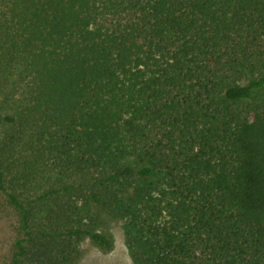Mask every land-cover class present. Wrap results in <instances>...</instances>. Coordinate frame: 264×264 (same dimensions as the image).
<instances>
[{
  "label": "trees",
  "instance_id": "trees-1",
  "mask_svg": "<svg viewBox=\"0 0 264 264\" xmlns=\"http://www.w3.org/2000/svg\"><path fill=\"white\" fill-rule=\"evenodd\" d=\"M264 264V0H0V264Z\"/></svg>",
  "mask_w": 264,
  "mask_h": 264
},
{
  "label": "rangeland",
  "instance_id": "rangeland-1",
  "mask_svg": "<svg viewBox=\"0 0 264 264\" xmlns=\"http://www.w3.org/2000/svg\"><path fill=\"white\" fill-rule=\"evenodd\" d=\"M115 246L111 251H103L89 240L83 244L84 255L80 264H134L126 246L121 223L112 225Z\"/></svg>",
  "mask_w": 264,
  "mask_h": 264
}]
</instances>
